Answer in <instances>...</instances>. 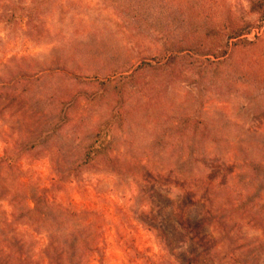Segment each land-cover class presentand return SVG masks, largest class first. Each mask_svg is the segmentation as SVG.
<instances>
[{"label": "rangeland", "instance_id": "obj_1", "mask_svg": "<svg viewBox=\"0 0 264 264\" xmlns=\"http://www.w3.org/2000/svg\"><path fill=\"white\" fill-rule=\"evenodd\" d=\"M140 1L8 0L15 18L0 21V63L27 55L34 66L16 63L29 77L17 75L14 88L0 90V154L26 150L16 170L7 169L0 178L26 179L30 191L48 189L52 201L68 208L65 222L55 221V227L73 229L74 245L104 249L102 264H264V170L255 177L246 164L252 159L264 168V0ZM158 1L160 11L167 6L191 17L192 24L180 21L187 29V44L180 45H193L201 60L227 53L229 61L205 83L192 70L179 73L169 94L177 105H169L167 95L160 102L144 100L141 89L126 88L117 131L123 144L108 159L73 172L95 124L120 98L110 95L114 83L107 82L105 100L97 104L92 95L102 87L84 73L100 60L104 66L134 63L160 50L165 40L153 21L168 15L154 10ZM31 7L45 11L50 36L40 42L31 40L24 26ZM237 31L241 36L232 38ZM152 75L150 80L145 71L138 83L154 97L162 76ZM67 93L77 97L63 102ZM186 108L218 134L207 147L206 164L188 166L197 173L192 179L168 164L177 161L180 167L179 155L193 137L185 136L181 123ZM1 212H11L2 199ZM98 259L86 261L99 264Z\"/></svg>", "mask_w": 264, "mask_h": 264}, {"label": "trees", "instance_id": "obj_2", "mask_svg": "<svg viewBox=\"0 0 264 264\" xmlns=\"http://www.w3.org/2000/svg\"><path fill=\"white\" fill-rule=\"evenodd\" d=\"M151 1L153 3L155 0ZM7 2L8 0H0V8L2 9L0 21L4 23H9L15 18V12L10 11L11 9L7 6ZM140 2H143V0ZM154 8V10L162 14L165 12L168 15L162 22L156 15L155 21H153L154 25L152 28L165 40L160 50L156 49L155 54L150 53L149 59L139 57L134 63L113 61L106 62V66H104L102 64H104L105 60H100V66H97L95 69L86 70L87 72L84 73V78H93L102 87V91L93 93L92 95L97 104L101 100H105L107 82L114 83L110 95L114 94L117 97L120 96V98L117 99V104L113 106V109L109 112L107 111L106 118L95 124L93 137L87 144L79 163L72 167L73 172L95 159H108L118 149V144H123L124 139H122L117 131L122 125L121 118L125 111L123 105L126 102L124 98L126 88L135 89L137 87L138 91L141 89L140 95L144 100L147 98V100L150 99L151 101L152 98H157L160 102L163 101L161 97L167 95L166 99L168 103L170 102L169 105L176 104L169 94L175 89V82L181 76L179 73L182 74L184 71L189 72L192 70L198 76V79L205 83L209 73L213 72L216 67L225 64L227 60L229 61L227 53L213 56V59H199L193 45L190 47L180 45L183 43L187 44L184 36L187 34V29L180 28V24H182L181 22L192 24L190 21L191 17L185 16L178 9L168 11L167 9L169 8L167 6L163 8V11H160L162 9L160 1L154 4ZM44 13L45 11L42 7H31V11L25 13L27 18L24 22L26 32L31 36V40L35 42H40L39 40L43 36L44 38L50 36L48 29H45L43 25ZM142 18L147 21L146 16ZM18 21L21 22V20ZM144 25H147L146 29L150 32V22L147 21ZM237 32L233 34L235 37L232 38L241 36L240 31ZM46 44L49 45L51 42ZM31 59H33V56L13 55L5 62L0 63V90L8 85L14 88L19 83L17 75L21 79L29 77L22 71H18V64L16 63ZM27 64L34 66L29 61ZM147 70H150V80L153 76L152 74L162 76V78L157 79L154 97L147 95L143 91V86L138 83L141 74ZM8 72H12L14 75H11L10 79H7V83H5L3 80L7 78L5 76ZM81 74L74 75V79L80 78ZM100 76L103 77L98 78ZM155 81L156 79H153L152 83L150 82L151 87L154 86ZM76 97L77 95L75 94L67 93L62 101H72ZM187 108L184 110L181 123L185 127V136L190 138L189 133L193 136L191 143L184 146L181 155H179L180 159L184 160H181L182 164L180 167H178L177 161H169L168 164L176 174L186 179H192L197 176L194 169H199L204 164L205 159L210 157V154L207 153V147L210 144L215 145L218 134L211 128L212 126L209 121L200 117H194L192 113L187 111ZM173 128L177 130V127ZM170 146L175 148L174 143H171ZM25 153L26 150L24 149L22 151L0 154V174L5 173L7 169L16 170ZM192 163L196 164L195 168L188 167ZM246 164L253 170L255 177L264 170L261 163H257L252 159ZM9 178H0V200L2 199V202L7 201L11 207L9 214L5 212L0 213V264H38L32 261L33 257L37 255L42 258L39 264H91V260L86 261L90 256L99 257L98 262L102 264L101 259L104 249L97 245L88 247L84 242L83 247L74 245L72 236L75 233L73 229L60 231L55 227L56 223L61 224L65 222V218L67 217L65 212L68 208H62V206L52 201L48 195V189L38 187L35 191H30L28 189L31 185L30 181L20 177L12 176L11 180ZM254 182L252 180L251 184L254 185ZM60 210L62 212H59ZM138 257L149 260V258L141 254H138Z\"/></svg>", "mask_w": 264, "mask_h": 264}]
</instances>
